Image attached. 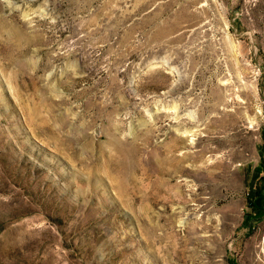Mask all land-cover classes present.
I'll return each mask as SVG.
<instances>
[{"label": "rangeland", "instance_id": "374dc122", "mask_svg": "<svg viewBox=\"0 0 264 264\" xmlns=\"http://www.w3.org/2000/svg\"><path fill=\"white\" fill-rule=\"evenodd\" d=\"M0 264H264V0H0Z\"/></svg>", "mask_w": 264, "mask_h": 264}, {"label": "bare ground", "instance_id": "6f19581e", "mask_svg": "<svg viewBox=\"0 0 264 264\" xmlns=\"http://www.w3.org/2000/svg\"><path fill=\"white\" fill-rule=\"evenodd\" d=\"M186 156L188 157V155H186ZM186 156H183L182 159H183L184 157H186ZM173 160L176 161V163H174V164H177V161H179L180 159H177V158L172 159V158H170V157H168V156H165V157L162 159V161L165 162V163L172 162ZM195 180H196V179H195ZM150 226H152V224H150ZM147 230H148L147 233H148V235L150 236V234L152 233V230H153V226L147 228Z\"/></svg>", "mask_w": 264, "mask_h": 264}]
</instances>
